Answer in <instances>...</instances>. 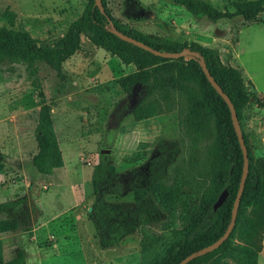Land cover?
Returning <instances> with one entry per match:
<instances>
[{"label": "rangeland", "instance_id": "obj_1", "mask_svg": "<svg viewBox=\"0 0 264 264\" xmlns=\"http://www.w3.org/2000/svg\"><path fill=\"white\" fill-rule=\"evenodd\" d=\"M200 1L232 13V4L239 0ZM85 3L0 0V14L6 8L13 12L14 29L26 30L41 46L49 47L80 15ZM106 3L114 19L142 34L217 50L221 61L236 70L244 90L257 98L256 104L249 103L242 110V127L252 155L264 160L262 17L254 22L238 17L209 22L191 16L171 0ZM81 44L79 52L63 63L64 81L42 63L32 67L0 64V200L15 203L0 212V220L18 219L13 234H5L16 246L11 251L24 252L25 264H145L140 260L136 232L112 249L97 246L87 220L93 200L91 177L97 165H112L117 175L114 193L105 199L131 206L133 173L145 171L148 160L159 153L160 143L168 147L178 142L176 113L133 122L128 114L139 88L125 95L117 85L130 72L111 56L99 57L105 53L102 49L97 48V55L91 44ZM43 115L47 150H40L34 139ZM180 156L174 154L171 163ZM164 225L163 216H157L150 229L159 233ZM5 234H0L2 242L7 240ZM219 264L232 263L224 255ZM257 264H264V235Z\"/></svg>", "mask_w": 264, "mask_h": 264}, {"label": "trees", "instance_id": "obj_2", "mask_svg": "<svg viewBox=\"0 0 264 264\" xmlns=\"http://www.w3.org/2000/svg\"><path fill=\"white\" fill-rule=\"evenodd\" d=\"M131 1V0H130ZM193 17L209 22L240 18L254 22L262 17L264 0H239L233 12L218 11L200 0H171ZM103 12L86 0L80 15L70 22L66 31L49 47L30 36L24 29H14L15 14L7 8L0 14V64L32 67L42 63L53 71L59 81L66 79L62 64L80 50V36L96 48L116 58L134 71L117 81L125 95L139 88L137 101L129 110L133 122H142L171 112L176 113L178 142L159 144V153L152 155L142 173L132 176V205L108 202L105 196L114 193L117 175L112 165H97L91 177L93 200L87 212L97 246L101 250L116 247L134 232L138 234L140 260L145 264H177L187 255L210 245L224 232L241 175L242 155L233 132L228 109L213 90L199 68V60L163 59L119 40L114 29L153 50L177 53L188 50L197 54L206 70L232 104L247 155V175L238 203L236 218L228 238L215 250L187 264H219L226 255L232 264H257L264 235V160L254 157L242 127V110L257 98L244 90L236 79V70L224 64L217 50L198 43L145 35L114 19L105 0ZM141 21L142 18L133 19ZM43 115L35 142L40 150L48 149ZM181 154L171 163L174 154ZM1 156V154H0ZM171 163V164H170ZM226 198L213 210L219 194ZM15 206L0 203V212ZM163 216L162 232L150 225ZM18 228L15 219L0 220V234ZM0 240V264H25V255L18 250L4 261ZM153 254L148 259V254Z\"/></svg>", "mask_w": 264, "mask_h": 264}, {"label": "water", "instance_id": "obj_3", "mask_svg": "<svg viewBox=\"0 0 264 264\" xmlns=\"http://www.w3.org/2000/svg\"><path fill=\"white\" fill-rule=\"evenodd\" d=\"M94 5L97 7V9L102 13L103 9L101 6V2L100 0H94ZM109 26L111 29V33L117 37L119 40L128 43L136 48H139L145 52L150 53L151 55L155 56V57H160L163 59H177V58H194V59H198L199 60V68L201 70V72L203 73V75L205 76V79L207 80V82L210 84V86L213 88V90L218 94V96L223 100V102L225 103L228 112H229V118L231 121V126L233 129V132L235 134L241 155H242V168H241V175H240V179L238 182V187H237V191L235 194V197L233 199L232 202V206L230 209V217H229V222L224 230V232L222 233V235L215 240L213 243H211L210 245H207L199 250H197L194 253H191L189 255H187L186 257H184L181 261H179L177 264H187L188 262H190L191 260L203 256L215 249H217L229 236L230 232L232 231V228L234 226V222H235V218H236V212H237V208H238V203L240 200V196L243 190V185L245 182V178L247 175V168H248V162H247V155H246V148L245 145L243 143V138H242V133L239 127V123L237 121L236 118V114L234 111V108L232 106V104L230 103L229 99L227 98V96L221 91V89L218 87V85L214 82V80L212 79V77L209 75L208 71L206 70V67L204 65L203 60L195 53L190 52L188 50H182L180 52L177 53H164V52H160L157 50H153L151 48H149L148 46H146L145 44L136 41L135 39H132L126 35H123L122 33L118 32L117 30L114 29L113 25L109 22ZM226 198V192L222 191L219 196L217 197L216 201L214 202L212 209L216 210L224 201V199ZM90 211V208H88V212Z\"/></svg>", "mask_w": 264, "mask_h": 264}, {"label": "crops", "instance_id": "obj_4", "mask_svg": "<svg viewBox=\"0 0 264 264\" xmlns=\"http://www.w3.org/2000/svg\"><path fill=\"white\" fill-rule=\"evenodd\" d=\"M106 1V0H105ZM107 4V3H106ZM76 19V18H75ZM73 21V20H72ZM82 38H84L83 36H80V47L82 48V44L81 43H83V42H85V44L87 43V44H90V42L88 41V40H86L85 38H84V40L82 39ZM237 43V42H236ZM236 45V44H235ZM87 47H88V45H86ZM91 47H93L94 48V50H95V53L97 54V55H99V53L97 52V48L95 47V46H93L92 44H91ZM77 52H79V51H77ZM76 52V53H77ZM105 52V51H104ZM74 55V54H73ZM102 56H109V54L108 53H104V54H100V56L99 57H102ZM220 57V56H219ZM112 58H114V57H112ZM232 58L233 59H235L236 60V56H235V53H234V48H233V55H232ZM118 63H119V66L124 70V71H128V72H133L134 71V68H133V66H131V65H128V66H124V65H122V64H120V62L116 59V58H114ZM221 60V59H220ZM62 66H63V64H62ZM240 68H241V66H240ZM241 73H242V75H243V69L241 68ZM251 81V80H250ZM252 83V82H251ZM252 86H253V89H254V91L255 92H257L256 90H255V88H254V85H253V83H252ZM258 94H260L259 92H257ZM128 116H130L129 114H128ZM151 119V118H150ZM149 120V119H148ZM148 120H145V121H142V122H147ZM59 157L61 158V154L59 155ZM60 164L62 165L63 163H62V158H61V160H60ZM63 166V165H62ZM26 186H29V184H26ZM31 188V187H30ZM28 192V191H27ZM3 202H5V201H1L0 200V203H3ZM15 207V206H14ZM12 209V208H11ZM7 211V210H6ZM5 211V212H6ZM13 219H15L16 221H17V223H18V219L17 218H15V217H13ZM20 221V220H19ZM21 221H22V219H21ZM23 221H25L24 219H23ZM19 226V225H18ZM5 234V233H4ZM8 234V233H7ZM7 234H5L4 236H5V238L7 239V240H4L2 243V257H3V260L4 261H8V260H10V259H12L13 258V256H14V251H11V248H15L16 246L15 245H11L12 244V241H9L8 240V238H9V235H7ZM11 234H13L12 232H10V235ZM13 239V238H12ZM14 240V239H13Z\"/></svg>", "mask_w": 264, "mask_h": 264}]
</instances>
